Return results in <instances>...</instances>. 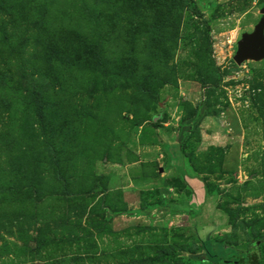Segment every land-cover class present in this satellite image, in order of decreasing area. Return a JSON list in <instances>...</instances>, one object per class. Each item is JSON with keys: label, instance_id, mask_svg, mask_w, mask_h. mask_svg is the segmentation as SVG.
Instances as JSON below:
<instances>
[{"label": "rangeland", "instance_id": "obj_1", "mask_svg": "<svg viewBox=\"0 0 264 264\" xmlns=\"http://www.w3.org/2000/svg\"><path fill=\"white\" fill-rule=\"evenodd\" d=\"M192 1L0 0V264H264V0Z\"/></svg>", "mask_w": 264, "mask_h": 264}, {"label": "water", "instance_id": "obj_2", "mask_svg": "<svg viewBox=\"0 0 264 264\" xmlns=\"http://www.w3.org/2000/svg\"><path fill=\"white\" fill-rule=\"evenodd\" d=\"M262 16L254 26L252 32L243 33L237 42V49L233 61L240 65L245 60H264V8L261 9Z\"/></svg>", "mask_w": 264, "mask_h": 264}, {"label": "trees", "instance_id": "obj_3", "mask_svg": "<svg viewBox=\"0 0 264 264\" xmlns=\"http://www.w3.org/2000/svg\"><path fill=\"white\" fill-rule=\"evenodd\" d=\"M181 1L185 7L189 8L194 14L201 16V13L199 9L197 8L196 4L192 0H179ZM253 251V250H252ZM249 252V254L244 255H235V256H230L228 257V261H235V262H240L241 264L246 263V264H257L258 262V256L255 252ZM223 260H221L222 262Z\"/></svg>", "mask_w": 264, "mask_h": 264}, {"label": "crops", "instance_id": "obj_4", "mask_svg": "<svg viewBox=\"0 0 264 264\" xmlns=\"http://www.w3.org/2000/svg\"><path fill=\"white\" fill-rule=\"evenodd\" d=\"M178 151L180 152L179 154H180V156H181V159H182V153H181V151H180V149L178 148ZM197 190H199V191H201V193L203 194V190H201V189H199V187H198V189ZM179 201H183V198H180V200ZM201 203H200V201H198V204L197 205H200ZM181 211H183L182 209H180ZM179 211V210H178ZM171 213V212H170ZM199 227V230L202 232L203 231V225H199L198 226ZM213 233H216V231L214 230V232ZM215 236H213V234H210V238L208 239L209 240V242L213 245V246H216V245H221V247L224 249V253H226L227 252V249L221 244V243H218V242H216V241H214V238ZM204 239H201V242L204 244V242L205 241H203ZM229 253V252H228ZM228 253H226V257H228L227 256V254Z\"/></svg>", "mask_w": 264, "mask_h": 264}]
</instances>
